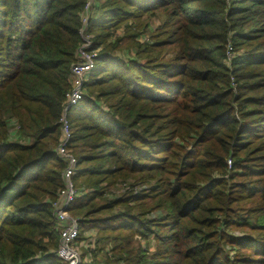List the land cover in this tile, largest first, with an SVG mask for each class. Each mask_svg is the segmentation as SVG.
<instances>
[{
  "label": "trees",
  "instance_id": "1",
  "mask_svg": "<svg viewBox=\"0 0 264 264\" xmlns=\"http://www.w3.org/2000/svg\"><path fill=\"white\" fill-rule=\"evenodd\" d=\"M83 6L0 0V264H64L56 150ZM135 22L154 42L125 62L106 40ZM86 34L102 49L70 121L68 211L76 243L96 236L82 264H264V0H96Z\"/></svg>",
  "mask_w": 264,
  "mask_h": 264
},
{
  "label": "built area",
  "instance_id": "2",
  "mask_svg": "<svg viewBox=\"0 0 264 264\" xmlns=\"http://www.w3.org/2000/svg\"><path fill=\"white\" fill-rule=\"evenodd\" d=\"M95 0H86L85 12L81 15L84 36L88 38L86 43L78 49L79 59L71 67L72 85L65 94V108L63 110L61 124V139L59 141L56 155L64 162L66 168L62 173L64 188L58 193L57 200L52 205L53 216L60 235L59 250L55 256L64 264H82L77 249L74 248L79 235L78 220L70 216L69 207L78 195L73 185L72 178L76 174L77 160L72 156L68 148L71 138V126L67 119L70 108L78 106L84 93V83L88 80L94 69V59L97 57V50H93L92 43L86 35L89 15L94 8ZM228 55L233 53L232 47L228 46ZM61 228H64L62 231Z\"/></svg>",
  "mask_w": 264,
  "mask_h": 264
},
{
  "label": "rangeland",
  "instance_id": "3",
  "mask_svg": "<svg viewBox=\"0 0 264 264\" xmlns=\"http://www.w3.org/2000/svg\"><path fill=\"white\" fill-rule=\"evenodd\" d=\"M85 5H86V0H84V6H83V10H82L81 14H83L85 12ZM95 5H96V0H95V3H94V8H95ZM94 8H93V10H94ZM93 10H92V12L89 15V21L91 19V16L93 15ZM89 21H88V24H89ZM80 22H81V27L79 29V35H80L81 40H82V42H81V46H82V45H84L86 43V41L88 40V38L86 36H84V33H83L84 26H83V23H82V19L81 18H80ZM137 22L139 24V21H137ZM136 24H137L136 22L135 23H128L127 26H130V30L128 32H126L124 29H122L123 30L122 32H118L117 35H115V36L109 38L108 40H106V46H107V48H109V50H112V51H110V53L114 57H118L119 59H122L125 62H130L131 60L134 61V60H136V49L133 48V47H135L134 44H137V43L146 44V42H150V41H153L154 42V40H153L154 38L152 39V35H153L154 32L153 31H149V30H147V32H146V26H145V24L139 25V30H136ZM150 25L155 30L158 24H157L156 21L152 20L150 22ZM122 26H124V24H122ZM87 28H88V25H87ZM131 31L134 32L135 34L128 35L129 32H131ZM139 32H142V33L139 34ZM137 34H139L140 36H138ZM86 35L88 37H90L88 34H86ZM123 36H124V38H122ZM163 37L164 36H159L155 40L163 39ZM118 38H122L121 39L122 41L119 43V45L112 46L111 44H109V42L115 41ZM89 40H91V39L89 38ZM151 44H154V43H151ZM101 49H102V47L93 48V50H97L96 51L97 54H99V51L98 50H101ZM165 50L166 49H164V52L162 53L163 54V58L162 59H171L172 55L169 54V53H166ZM139 62L143 63V61H141V60ZM93 73H94V71H92V74ZM144 108L146 109V107H144ZM75 109H76L75 107L70 108V110L67 113V119H68L69 123H70V121L72 120V118L74 116ZM162 111L164 113H166L168 111L169 112H172V107H168L167 110H162ZM12 124H13V121H12L11 125ZM13 126H15V125L13 124ZM133 179L134 178H131V179H129V181L134 182ZM146 188H147L146 185H142V186H136L133 189H134V191L136 193V192L145 191ZM61 230L63 231L64 228H61ZM88 233L89 234H87V235H92L91 237H89V239H87L86 241H84L80 245H79V243H75V246H74V248L77 249V253L80 256L81 261H89L91 259V256L88 253H86V249L87 248H93L94 247V244L93 243H94V239L96 238V236H95V233H92V232H88ZM56 234H57V238H58V248L56 249V252L54 250H50L51 248H48V250L55 252V254H57V250H59V242L61 241L57 227H56ZM88 242H91L92 244H89ZM140 242L142 243L143 246H146V247L147 246H150V249L152 250L153 245H152V242L151 241H149L148 244L144 240H141ZM84 254H85V256H84ZM232 255H233V253H232Z\"/></svg>",
  "mask_w": 264,
  "mask_h": 264
}]
</instances>
